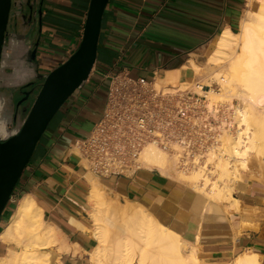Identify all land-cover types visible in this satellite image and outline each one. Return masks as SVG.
Masks as SVG:
<instances>
[{
	"label": "crops",
	"instance_id": "obj_1",
	"mask_svg": "<svg viewBox=\"0 0 264 264\" xmlns=\"http://www.w3.org/2000/svg\"><path fill=\"white\" fill-rule=\"evenodd\" d=\"M262 1L110 0L95 70L84 89L73 95L50 124L15 191L17 201L9 203L3 214L0 259L9 251L21 252L22 247L12 240L29 239L15 232L7 234V229L22 200L30 196L42 212L43 228L47 225L46 230H52L59 240L65 264H91L99 245L93 217L95 186L105 202L103 209H110L111 218H106L111 227L109 240H124V215L139 217L145 211L189 245L198 244L202 260L254 251L262 255L264 264V218L260 217L264 203L248 205L236 199L242 208L239 217H228L230 226L221 221L215 226L212 222L218 215L205 210L206 206L196 209L190 204L187 194L175 187V178L146 168L131 178H105L91 170L76 145L93 131L103 114L97 111L99 88L94 80L108 82L110 75L124 70L133 78L154 79L155 83L194 78L191 62L202 66L219 38L227 31H239L245 13L257 10ZM41 2L14 0L1 70L2 122L15 125L24 120L28 105L23 110L16 105L21 90L31 82L38 84L39 76L66 62L82 40L90 0H44L42 28ZM38 42L35 65L28 62V56ZM238 208H234L236 213Z\"/></svg>",
	"mask_w": 264,
	"mask_h": 264
},
{
	"label": "bare ground",
	"instance_id": "obj_2",
	"mask_svg": "<svg viewBox=\"0 0 264 264\" xmlns=\"http://www.w3.org/2000/svg\"><path fill=\"white\" fill-rule=\"evenodd\" d=\"M191 63L195 74L200 71L206 73V84L200 87L199 92L207 96L210 111L216 113L225 99L230 101L237 97L240 101V106L234 110L232 122L237 128V133L233 136L223 131L218 136L220 146L208 152L204 162L206 166L200 167L199 171L189 174L183 171L176 173L185 180H194V183L203 181V186L208 187V164H215L216 168L222 169L224 175L220 179L229 181L231 176H237L239 167L247 169L249 159L253 155L264 164V0L257 10L249 9L245 13L237 33L227 31L219 38L216 48L205 61L203 70ZM213 83H217L221 89H213ZM191 85H194V78L178 77L163 82L158 80L155 83L158 89L170 93L188 89ZM0 129L4 136V122L1 123ZM181 149L176 146V160ZM140 160L145 168L154 169L161 175L172 177L175 173L169 155L156 145L145 146ZM226 182L223 186L214 183L208 193L211 198L216 199V204L219 201H228L234 209L239 203L236 199L232 201L233 187ZM98 190L94 186L93 197L90 196L95 201L93 217L97 224L96 238L99 243L96 251L92 253V260L96 264H135L136 256L139 264H197L199 247L196 246L200 241V232L197 235V245L191 246L180 234L159 223L145 211H142L139 217V214L124 215L123 228L127 235L124 240H109L111 227L106 218H111V213L110 209H103L105 202ZM41 213L30 196L22 200L7 234L13 235L15 232L17 235H27L29 239L21 252L9 251L6 258L0 259V264H49V253L42 252L46 250L45 246L57 244L59 240H55L52 230H46L47 225L43 228ZM12 241L20 244L17 240ZM261 260L262 255L249 251L237 259V264H262Z\"/></svg>",
	"mask_w": 264,
	"mask_h": 264
},
{
	"label": "built area",
	"instance_id": "obj_3",
	"mask_svg": "<svg viewBox=\"0 0 264 264\" xmlns=\"http://www.w3.org/2000/svg\"><path fill=\"white\" fill-rule=\"evenodd\" d=\"M108 78L102 117L76 145L97 175L131 178L142 169L145 146L170 150L191 130L194 94L165 92L154 79L133 78L126 70ZM17 199L14 193L10 203Z\"/></svg>",
	"mask_w": 264,
	"mask_h": 264
},
{
	"label": "water",
	"instance_id": "obj_4",
	"mask_svg": "<svg viewBox=\"0 0 264 264\" xmlns=\"http://www.w3.org/2000/svg\"><path fill=\"white\" fill-rule=\"evenodd\" d=\"M109 1L90 0L78 49L48 75L39 76L38 84L31 82L25 86L22 94L24 97L16 104L18 110L21 108L23 110V104L28 102V107L24 108L26 114L24 120L16 122L15 125L12 121L4 122L6 129L4 136L0 129V222L50 124L73 95L89 82L95 70L103 16ZM43 5L44 0L38 10L41 28ZM13 6L14 0H0V87L3 53L9 35L8 24ZM35 46L28 56V62L36 65L39 42ZM1 114L0 102V127ZM9 125L13 126L11 130Z\"/></svg>",
	"mask_w": 264,
	"mask_h": 264
},
{
	"label": "rangeland",
	"instance_id": "obj_5",
	"mask_svg": "<svg viewBox=\"0 0 264 264\" xmlns=\"http://www.w3.org/2000/svg\"><path fill=\"white\" fill-rule=\"evenodd\" d=\"M200 68L203 70L204 64L200 66ZM188 76H191V74H189ZM194 78V85H191L188 87V89H185L193 92L194 94L191 115V130L187 134L182 136V138L177 140L178 142L171 146L170 150L163 151L169 155L170 164L175 170L174 175L172 177H169L175 178V187H177L179 191H183L185 192V194H187V200L190 201V204H193L196 209H201V207L203 208V206H206L205 210H210L217 214L218 217H216L212 222L215 226L217 225V222L221 221V223H223V225L227 227L230 226V222L228 221L229 215L231 214L236 217H239V212L242 211V208L239 204H237V207L239 206V211L238 213H236L232 208V205L228 201L218 200L220 203H223L220 204L219 202H217L216 204V199L210 197V194L208 193L209 190L211 189L214 183H219V185L223 186L222 184L227 181L226 184L233 187V190L231 192L232 201H235V199H237L240 201V203L245 202L248 205H261L264 203V164H261L258 158H256L254 155L251 156L248 162L249 164H247V169L244 170L240 169V167L239 169L237 168V176H231V181L226 179L221 180L220 177L224 175L222 169L216 168L215 164H208L206 170L207 176L210 179L208 187L203 186V181L200 182L201 184L197 182L194 183V180H185L184 178H181L179 175L176 174L179 171H183L187 174H189V172L191 173L193 171H199L200 167L206 166L204 162L207 159L206 155L208 154V152L214 149L216 146H220L218 136L223 131L233 136L237 133V128L235 124H232V122L235 114L234 110L235 108H237V106H240L239 99L237 97H234L230 101L225 99L223 103L220 104V109L218 108V111L216 113L210 111L208 109L207 96L199 92L200 87H204L206 84V73L204 71H200L196 75L194 74ZM93 83L98 85L99 88L96 100L99 106L97 111L101 112L102 110H104L105 107L109 84L108 82H104L103 80H94ZM213 89L219 91L221 88L217 83H213ZM176 146L182 148L181 153L178 156L179 158L177 160ZM196 160H198V162H195ZM144 168L145 167L142 165L141 170H143ZM7 211L8 209L5 210L6 213ZM260 217L264 218V213ZM2 223L4 224V221H2ZM2 226L3 225H1L0 228H2ZM243 226L249 227L251 225L243 224ZM21 236L25 235H20L19 237ZM17 241L18 243H20L19 246H21L22 249L27 243V240ZM52 244L53 243L49 244L50 246L47 245V247L45 246L46 250L42 252L49 253V264H65V261L62 259L61 256L62 249L58 245V242L57 244L54 243L53 246ZM243 254H239L235 257V254L230 253L226 254L225 256H222L221 258H210L208 260H202L200 258L201 256H198L197 264H237V259ZM134 263L139 264V259H137V256L134 259ZM91 264H96L95 261L92 260V256ZM106 264L112 263L106 262Z\"/></svg>",
	"mask_w": 264,
	"mask_h": 264
},
{
	"label": "flooded vegetation",
	"instance_id": "obj_6",
	"mask_svg": "<svg viewBox=\"0 0 264 264\" xmlns=\"http://www.w3.org/2000/svg\"><path fill=\"white\" fill-rule=\"evenodd\" d=\"M9 26H10V21H9V24H8V29H9ZM25 91V89H23V90H21V92L23 93ZM24 97V95H22V98ZM28 104V102H25L24 104H23V106L22 107H26V105Z\"/></svg>",
	"mask_w": 264,
	"mask_h": 264
},
{
	"label": "trees",
	"instance_id": "obj_7",
	"mask_svg": "<svg viewBox=\"0 0 264 264\" xmlns=\"http://www.w3.org/2000/svg\"><path fill=\"white\" fill-rule=\"evenodd\" d=\"M235 33H237L238 31L237 30H234ZM16 191V190H15ZM15 193V192H14ZM3 220H1L0 222V226H1V223H2Z\"/></svg>",
	"mask_w": 264,
	"mask_h": 264
}]
</instances>
